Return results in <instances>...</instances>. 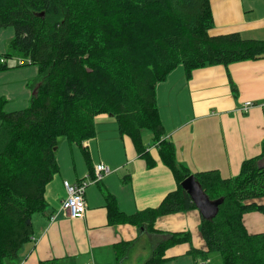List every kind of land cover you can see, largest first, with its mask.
<instances>
[{"label":"trees","instance_id":"obj_1","mask_svg":"<svg viewBox=\"0 0 264 264\" xmlns=\"http://www.w3.org/2000/svg\"><path fill=\"white\" fill-rule=\"evenodd\" d=\"M7 26L15 34L3 55L25 57L38 71L28 82V107L7 111L0 98V264L20 260L35 239L33 216L48 209L46 191L60 171V137L83 149L90 170L86 194L95 173L83 142L96 136L100 114L116 117L121 136L131 138L148 166L160 158L178 182L158 207L134 214L123 212L106 192L110 223L128 221L154 231L160 216L197 209L181 184L195 174L211 199L223 198L213 218L200 214L205 246L191 248L196 264H212L214 252L223 264H264V230L252 232L245 220L250 212L264 214L258 200L264 197V140L261 153L245 159L237 175L226 177L220 169L193 173L165 137L157 98L158 84L180 64L189 78L208 65L229 70L232 63L263 58L264 39L213 34L211 0H0V27ZM20 59L10 65L1 58L0 68L21 66ZM153 143L157 156L148 147ZM171 236L144 264L165 262L172 243L192 238L189 232Z\"/></svg>","mask_w":264,"mask_h":264},{"label":"crops","instance_id":"obj_2","mask_svg":"<svg viewBox=\"0 0 264 264\" xmlns=\"http://www.w3.org/2000/svg\"><path fill=\"white\" fill-rule=\"evenodd\" d=\"M211 4L213 34L240 32L247 38L264 39V0H211ZM157 98L165 137L176 146L178 161L193 173L220 169L224 176H234L245 159L261 153L264 57L232 63L229 70L221 64L208 65L194 70L190 78L180 65L158 84ZM247 101L254 105L244 111ZM96 128V136L83 146L90 152L94 173L101 162L111 172L88 184L85 216L70 217L61 212V206L67 194L64 181L79 183L90 176L86 160L78 158L67 166L58 159L60 171L46 191L49 207L33 216L35 239L13 263L54 260L56 264H86L92 260L96 264H144L162 241L189 232L191 241L172 243L166 251L170 258L161 264H196L191 248L205 246L198 208L160 216L154 231L128 221L110 223L106 192L116 197L123 212L134 214L158 207L178 188V182L160 158L148 166L131 138L121 136L113 115H98ZM148 147L158 155L156 143ZM56 213L57 218L50 220Z\"/></svg>","mask_w":264,"mask_h":264},{"label":"rangeland","instance_id":"obj_3","mask_svg":"<svg viewBox=\"0 0 264 264\" xmlns=\"http://www.w3.org/2000/svg\"><path fill=\"white\" fill-rule=\"evenodd\" d=\"M14 34L15 29L13 26H7L4 28L0 27V59H6L10 65H14V63L20 58L25 60V63L21 64L20 59L19 64L21 66H12L7 69L0 68V98L6 99L4 108L7 111L23 109L31 104L30 99L32 96V91L28 85V82L31 85L32 80L37 76L38 71V67L34 64H30V62H28L27 58L25 57H22L18 54H16L17 56L13 57H7L3 55L4 52L7 53L10 50L9 42L13 38ZM3 64L4 63L0 61V67ZM32 73L33 75L29 76ZM26 93H29V95L27 96ZM147 132L150 133L149 131ZM145 140L148 143L150 142L149 137H146ZM58 142L59 145L57 149V157L61 162H63V164L67 166L70 164L73 165V161L78 158H81L85 161V155L82 147L75 143L69 142L65 137H60ZM70 146L78 147L79 153H74V151L78 148H70ZM109 168H107V170H110L111 172V169ZM258 200L263 203L264 197ZM35 215L36 214H34V216ZM245 220L251 231L257 232L264 230V214H262V212H250L246 214ZM199 244L200 243H198V245ZM190 256L193 259L194 255L190 253ZM210 261L212 264H223L222 256L219 252L211 253Z\"/></svg>","mask_w":264,"mask_h":264},{"label":"water","instance_id":"obj_4","mask_svg":"<svg viewBox=\"0 0 264 264\" xmlns=\"http://www.w3.org/2000/svg\"><path fill=\"white\" fill-rule=\"evenodd\" d=\"M56 149V147H55ZM182 187L188 191L192 200L195 202L199 212L206 219L213 218L218 210L223 198L211 199L204 191L195 174H191L182 181Z\"/></svg>","mask_w":264,"mask_h":264},{"label":"built area","instance_id":"obj_5","mask_svg":"<svg viewBox=\"0 0 264 264\" xmlns=\"http://www.w3.org/2000/svg\"><path fill=\"white\" fill-rule=\"evenodd\" d=\"M244 111H248V109H245ZM107 168H109V166H106V165L101 166V171L99 173L100 178H102L104 173L107 174L110 172V170H107ZM66 188L69 192V197L65 201L64 205L61 207V211H63L66 215L73 217V218L84 217L87 204L83 200L82 195L84 193L85 186L84 185L82 186L71 185L68 182H66ZM74 196H76L75 200L73 199ZM55 218L56 216H54L52 219H55ZM86 264H96V263L90 260Z\"/></svg>","mask_w":264,"mask_h":264},{"label":"bare ground","instance_id":"obj_6","mask_svg":"<svg viewBox=\"0 0 264 264\" xmlns=\"http://www.w3.org/2000/svg\"><path fill=\"white\" fill-rule=\"evenodd\" d=\"M20 62H21V64H24V63H25V60H21ZM253 105H254V102H253V101H247V102H245V105H244L243 110H245V109H248V110H249L250 108L253 107ZM111 115H112V114H111ZM56 149H57V147H56ZM102 165H106V164L103 163V162H101V163H98V164L95 166V177H94V181H100V180H102V178L99 177V173H100V171H101V166H102ZM106 166H107V165H106ZM66 182H68V183L71 184V185H77V186H82V185H84V186H85L86 180L84 179V181L79 182V183H72V182H70L69 180H65V181H64V186H65V188H66ZM66 191H67V195H66V197H65V198L63 199V201H62V206L64 205L65 201H66V200L68 199V197H69V192H68L67 188H66ZM82 197H83V200L86 202V200H85V193H83ZM75 198H76V196L73 197L74 200H75ZM62 206H61V207H62ZM54 216H57V213L54 214L53 217H54Z\"/></svg>","mask_w":264,"mask_h":264}]
</instances>
